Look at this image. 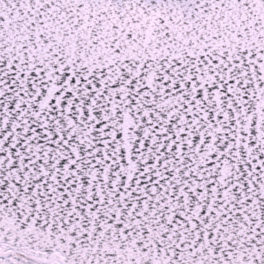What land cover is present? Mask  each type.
Masks as SVG:
<instances>
[{
  "label": "water",
  "instance_id": "obj_1",
  "mask_svg": "<svg viewBox=\"0 0 264 264\" xmlns=\"http://www.w3.org/2000/svg\"><path fill=\"white\" fill-rule=\"evenodd\" d=\"M0 245L264 264V0H0Z\"/></svg>",
  "mask_w": 264,
  "mask_h": 264
},
{
  "label": "flooded vegetation",
  "instance_id": "obj_2",
  "mask_svg": "<svg viewBox=\"0 0 264 264\" xmlns=\"http://www.w3.org/2000/svg\"><path fill=\"white\" fill-rule=\"evenodd\" d=\"M15 250H13L10 247H2L0 245V264H19L18 258H22L20 256H25L21 253H19ZM28 257V256H25ZM30 258V257H28ZM33 261H36L32 258H30ZM39 262V261H38Z\"/></svg>",
  "mask_w": 264,
  "mask_h": 264
},
{
  "label": "rangeland",
  "instance_id": "obj_3",
  "mask_svg": "<svg viewBox=\"0 0 264 264\" xmlns=\"http://www.w3.org/2000/svg\"><path fill=\"white\" fill-rule=\"evenodd\" d=\"M22 258H18L19 260V264H49V263H42V262H38V261H33L28 257L25 256H20Z\"/></svg>",
  "mask_w": 264,
  "mask_h": 264
},
{
  "label": "bare ground",
  "instance_id": "obj_4",
  "mask_svg": "<svg viewBox=\"0 0 264 264\" xmlns=\"http://www.w3.org/2000/svg\"><path fill=\"white\" fill-rule=\"evenodd\" d=\"M19 254V253H18Z\"/></svg>",
  "mask_w": 264,
  "mask_h": 264
}]
</instances>
